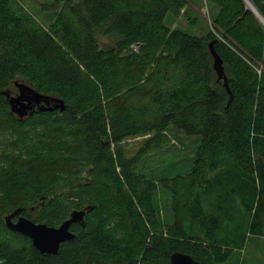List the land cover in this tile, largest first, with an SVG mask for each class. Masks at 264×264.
Masks as SVG:
<instances>
[{"label": "trees", "instance_id": "trees-1", "mask_svg": "<svg viewBox=\"0 0 264 264\" xmlns=\"http://www.w3.org/2000/svg\"><path fill=\"white\" fill-rule=\"evenodd\" d=\"M198 1L209 18L201 35L165 22L171 12L199 25L188 0H56L40 18L0 0V203L22 195L0 211V264H170L174 251L254 264L248 244H264V24L244 0ZM253 3L264 18V0ZM15 81L66 108L18 117L6 95ZM167 140L184 158L145 164ZM87 206L56 253L4 221L20 207L58 226Z\"/></svg>", "mask_w": 264, "mask_h": 264}, {"label": "water", "instance_id": "water-1", "mask_svg": "<svg viewBox=\"0 0 264 264\" xmlns=\"http://www.w3.org/2000/svg\"><path fill=\"white\" fill-rule=\"evenodd\" d=\"M245 1V0H244ZM252 6L247 8L254 11V13L259 17L261 22L264 24V18L259 14L257 8L255 7L253 0H250ZM215 40L209 42V49L213 56V68L217 73L218 79L222 80L226 91L229 94L230 102L232 94L229 90L226 75L224 73V67L222 64V59L216 52L214 48ZM15 86L18 91L16 94L11 95L6 93L10 104V109L18 117L22 118L28 114L39 111H51L54 109H59L63 111L66 105L63 100L44 95L31 86L27 85L23 81H15ZM92 207L87 206L84 209H73L70 212L68 218L63 220L58 226H50L45 222L38 223L34 222L26 216L20 214L21 209L16 208L7 215L4 216V221L6 226L14 231H17L27 237L32 241V244L42 253H56L58 251L61 242L70 239L74 236V233L70 230V225L74 222L81 223L83 225V216L85 211L91 210ZM170 264H201L199 261L195 260L191 255L174 251L170 255Z\"/></svg>", "mask_w": 264, "mask_h": 264}, {"label": "rangeland", "instance_id": "rangeland-1", "mask_svg": "<svg viewBox=\"0 0 264 264\" xmlns=\"http://www.w3.org/2000/svg\"><path fill=\"white\" fill-rule=\"evenodd\" d=\"M56 0H22V2L27 6L28 10L36 17H43L44 15H46L47 12H51L52 11V6L54 5L53 3ZM188 4L189 6H191L192 8V12L194 14H198L200 15V22L199 25L196 26H190L188 25L187 21L185 20V18L183 17H178L177 19H175L173 13L169 12L165 18V22L167 23H171L172 27L174 26H178L181 27L182 29L186 30L187 32L190 33H195V34H203V29L206 27L205 26V22H208V7L206 5V3H202L199 2L198 0H188ZM98 40L100 41V45L101 47H108L110 45H113V41L111 38H109L108 36H98ZM176 135H173L177 140H179V137H177L178 132L175 133ZM139 138V137H137ZM192 139V137H191ZM138 139H134V141H132V148L135 149L138 145L137 141ZM171 142H174V140H171ZM169 140L166 141L164 148H161L160 150L162 151L160 153H157L155 156L152 157H148L147 161L145 162V164H147L148 166L151 165V167H153V165L159 166L160 164H162V161L167 162V161H171L172 159H179V158H184V153H183V149L177 150V154L174 153L172 149L173 144L171 143ZM177 143L175 142V145ZM179 145V144H178ZM177 146V145H176ZM180 146V145H179ZM189 146V145H188ZM178 147V146H177ZM180 148V147H178ZM167 150V151H166ZM166 151V152H164ZM181 163L184 162V159L180 160ZM160 167V166H159ZM2 196V195H1ZM21 197L22 195H18L16 196V198H14L13 200L3 203H0V211H4L6 207H11V206H15L18 203L21 202ZM20 208V207H17ZM14 209V208H13ZM11 209V210H13ZM6 212V211H5ZM11 211H9L8 213H10ZM6 213V214H8ZM248 250H249V255L246 256L247 260L251 263L254 264H264V244L263 241L257 240V239H252L251 242L248 244Z\"/></svg>", "mask_w": 264, "mask_h": 264}, {"label": "bare ground", "instance_id": "bare-ground-1", "mask_svg": "<svg viewBox=\"0 0 264 264\" xmlns=\"http://www.w3.org/2000/svg\"><path fill=\"white\" fill-rule=\"evenodd\" d=\"M245 1H246L247 5H248L249 7H251V6H252V3H251V1H250V0H245Z\"/></svg>", "mask_w": 264, "mask_h": 264}]
</instances>
